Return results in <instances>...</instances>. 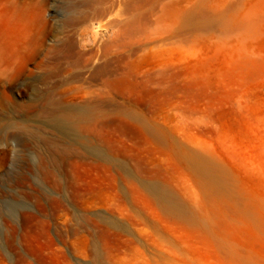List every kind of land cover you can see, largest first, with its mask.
Masks as SVG:
<instances>
[{"label":"rangeland","instance_id":"obj_1","mask_svg":"<svg viewBox=\"0 0 264 264\" xmlns=\"http://www.w3.org/2000/svg\"><path fill=\"white\" fill-rule=\"evenodd\" d=\"M0 264H264V0H0Z\"/></svg>","mask_w":264,"mask_h":264},{"label":"bare ground","instance_id":"obj_2","mask_svg":"<svg viewBox=\"0 0 264 264\" xmlns=\"http://www.w3.org/2000/svg\"><path fill=\"white\" fill-rule=\"evenodd\" d=\"M140 15V14H139ZM134 17V16H133ZM140 17V16H139ZM142 18V17H141ZM141 18H139V19H141ZM136 19V18H135ZM226 20V19H225ZM254 21V20H253ZM252 20L251 21H249V22H247L246 24H244V25H238V24H236V20H234V18H229V19H227V21L225 22V24H224V28L226 29V30H231L232 29V31H233V28L234 27H236V28H238L239 30H241V32L240 33H242V31H245V32H247V31H249L250 30V32L252 31V29H253V25L254 24H256V23H254ZM256 21V20H255ZM240 23V22H239ZM117 24V23H116ZM131 24H132V20H126L125 22H123V24L121 25H119V28H118V26H117V28H118V31L117 32H122V33H126V32H128L129 31V29L131 28ZM113 25V24H112ZM256 26V25H255ZM109 27V26H108ZM255 28V27H254ZM117 30V29H116ZM236 30V29H235ZM231 31V32H232ZM228 32V31H227ZM115 34H117L116 33V31H115ZM121 35V34H120ZM127 35V34H126ZM125 35V36H126ZM117 36H118V34H117ZM114 37V36H113ZM116 37V36H115ZM114 37V38H115ZM116 39H117V37H116ZM241 58H242V56H241ZM244 59H246V58H244ZM247 61V60H246ZM251 61V60H250ZM249 61V62H250ZM248 62V61H247ZM251 63V62H250ZM236 64H238V63H236ZM247 64V63H246ZM253 65V64H252ZM238 66H239V68H243L244 66H245V61L244 62H240L239 64H238ZM247 66H251V65H248L247 64ZM246 67V66H245ZM253 67V66H252ZM238 70H240V69H238ZM237 70V71H238ZM109 79V78H108ZM106 80H107V78H106ZM108 84V83H107ZM82 92V91H81ZM92 92V91H91ZM67 93V92H66ZM84 93H87V92H84ZM83 92H82V94H84ZM95 93V92H94ZM98 93H99V91H98ZM97 93V94H98ZM76 94V93H75ZM78 94H81V93H78ZM88 94H90L89 92L87 93V95L85 94V96H88ZM93 94V93H92ZM68 95V94H67ZM70 96H71V94H70ZM73 96V95H72ZM78 96V95H77ZM84 96V95H83ZM82 96V97H83ZM75 97V96H74ZM82 110H84V109H82ZM78 112V111H77ZM76 112V113H77ZM83 112V111H82ZM66 114V113H65ZM83 114L82 113H79V116L80 117H83L82 116ZM69 116V115H68ZM66 117V116H65ZM71 117V116H70ZM61 118V117H60ZM65 120V119H64ZM60 122V121H59ZM61 122H62V120H61ZM68 123V122H67ZM70 131V130H69ZM199 150V149H198ZM195 151V150H194ZM202 151V150H201ZM124 152V151H123ZM190 152V151H189ZM203 152V151H202ZM201 152V153H202ZM198 153V152H197ZM192 154V155H194V156H192V155H190V157L193 159L192 161H194V166H195V168L197 169V171L203 176V178H205V185H206V188L205 189H207V191H208V195H209V197H210V195H211V197H212V201H214V203H215V205H218V203L220 204V202L218 201H215L216 199L218 200V199H220V200H222V202H229L230 203V201H227V199H226V188H227V186H226V183L223 181V178H224V174H225V171H224V169H222L223 167L221 166V165H219V164H217L214 160L215 159H212V158H207L206 156H204V155H202V154ZM127 154V153H126ZM205 154H207V153H205ZM124 156V155H123ZM209 156V155H208ZM190 158V159H191ZM138 163V162H137ZM139 168V167H138ZM194 168V169H195ZM123 169H125V168H123ZM121 170V169H120ZM141 170V169H140ZM122 171V170H121ZM137 171V170H136ZM140 172H142V171H140ZM116 173H118V172H116ZM119 173H121V172H119ZM123 174V173H122ZM142 175V174H141ZM117 179V178H116ZM125 179V178H124ZM121 180V179H120ZM141 180V179H140ZM118 183V182H117ZM116 183V184H117ZM141 183V182H140ZM115 184V183H114ZM127 184V183H126ZM134 184V183H133ZM128 185V184H127ZM131 185V184H130ZM142 186V185H141ZM128 187V186H127ZM116 188V187H115ZM130 190V189H129ZM136 190V189H135ZM140 192V191H139ZM231 204V203H230ZM237 209V208H236ZM241 212L244 214H246V212H247V210H241ZM256 213V212H255ZM248 215V214H247Z\"/></svg>","mask_w":264,"mask_h":264}]
</instances>
